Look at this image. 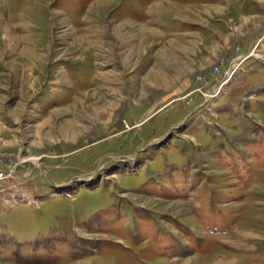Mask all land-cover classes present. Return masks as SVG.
I'll return each mask as SVG.
<instances>
[{"label": "rangeland", "instance_id": "rangeland-1", "mask_svg": "<svg viewBox=\"0 0 264 264\" xmlns=\"http://www.w3.org/2000/svg\"><path fill=\"white\" fill-rule=\"evenodd\" d=\"M221 261L264 264V0H0V264Z\"/></svg>", "mask_w": 264, "mask_h": 264}, {"label": "bare ground", "instance_id": "bare-ground-1", "mask_svg": "<svg viewBox=\"0 0 264 264\" xmlns=\"http://www.w3.org/2000/svg\"><path fill=\"white\" fill-rule=\"evenodd\" d=\"M251 49H252V48H251ZM251 49H250V50H251ZM250 54H251V51H250ZM246 58H247V57H246ZM246 58H245V59H246ZM245 59H243V60H245ZM243 60H242V61H243ZM237 63H238V61H234V62H233V64H232V68H231L230 71L227 72V75L231 74V72H232V71L234 70V68L237 66V65H236ZM225 75H226V74H225ZM216 87H218V86H216ZM63 133H64V132H63ZM66 133H67V132H66ZM68 134H69V132H68ZM3 171H4V170H3ZM220 263H221V264H232V261H227V262H225V261H221ZM220 263H219V264H220Z\"/></svg>", "mask_w": 264, "mask_h": 264}, {"label": "water", "instance_id": "water-1", "mask_svg": "<svg viewBox=\"0 0 264 264\" xmlns=\"http://www.w3.org/2000/svg\"><path fill=\"white\" fill-rule=\"evenodd\" d=\"M249 55H250V49L248 51L244 52L243 54H241L239 57H237L235 61H242L243 59H245Z\"/></svg>", "mask_w": 264, "mask_h": 264}, {"label": "crops", "instance_id": "crops-1", "mask_svg": "<svg viewBox=\"0 0 264 264\" xmlns=\"http://www.w3.org/2000/svg\"><path fill=\"white\" fill-rule=\"evenodd\" d=\"M30 63H31V62H30ZM31 64H32V63H31ZM31 64H30V65H31Z\"/></svg>", "mask_w": 264, "mask_h": 264}]
</instances>
